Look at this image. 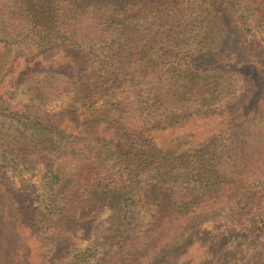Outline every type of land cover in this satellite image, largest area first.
Returning a JSON list of instances; mask_svg holds the SVG:
<instances>
[{
	"label": "trees",
	"instance_id": "trees-1",
	"mask_svg": "<svg viewBox=\"0 0 264 264\" xmlns=\"http://www.w3.org/2000/svg\"><path fill=\"white\" fill-rule=\"evenodd\" d=\"M6 80L0 203L18 200L7 170L28 148L62 153L90 181L61 197L56 170L52 194L34 203L45 215L24 205L5 231L0 220V264L26 250L20 222L55 250L95 207L110 217L61 264H150L196 242L205 264H264V119L250 117L264 108V0H0L1 89ZM64 97L69 106L48 110ZM198 111L228 112L230 123L157 141ZM210 220L226 224L217 237L180 243Z\"/></svg>",
	"mask_w": 264,
	"mask_h": 264
},
{
	"label": "rangeland",
	"instance_id": "rangeland-1",
	"mask_svg": "<svg viewBox=\"0 0 264 264\" xmlns=\"http://www.w3.org/2000/svg\"><path fill=\"white\" fill-rule=\"evenodd\" d=\"M7 84L8 80L5 81L3 88H0V92H4L6 90ZM16 96V98L15 96L12 97L14 101H18V99L21 98L19 93H17ZM70 104L71 97H64L59 99L57 103L53 104L48 110L59 111L60 109H65V107L69 106ZM261 107H264V105ZM256 113H258V115ZM195 116H197V118L187 121L183 127H177L166 132L157 133V141L163 145H169L178 136L187 135L188 133H192L194 139L205 136L208 137L212 134L211 131L215 130L218 126H221V124L230 123V120L224 122V120H227L229 117L228 112L219 114L218 112L212 111H198ZM250 117L253 121L264 119V108L259 109L258 112H251ZM257 128V126H253L251 132H256ZM18 156L22 160L20 161L22 163V167H20L17 171L16 169L14 170V168H9L7 170V176L12 183L10 184L14 186L16 192H18V195L16 196L18 200L14 202L10 201L13 203H0V220H3L5 224L2 227L0 225L2 229L1 231H5L7 224L17 217V215H15L16 211L21 206L26 205L27 207H32H30L31 211H29V209H25L27 213L37 211L38 214H41L42 211H38L35 205H41L43 201H47V195L52 194V190L54 189H52L48 183L50 182V177H52V174H55L56 170H59L62 176V183L59 186L61 189V193L59 195L61 197H65L68 194L71 195L72 192L74 193L76 190H78L77 188L85 187L90 181L88 176L76 171L73 164L69 162V160L65 158L62 153H50V150L35 152L34 150L31 151L28 148L27 150L19 153ZM23 159H25V161H23ZM94 209L96 210L94 213H86L88 218L94 222H90L88 227H82L75 237H68L65 240H60L55 250L51 248L52 239L48 245L44 246L39 241H37L35 236H32L31 231L28 228L21 227L23 222L19 223V221H16L15 223H19L20 242L22 245H25L26 249L24 250L23 248H18V251L20 252L18 257L23 255L21 253H30L32 259L30 264H61L72 260L76 253L85 251L94 241V224L102 223V221L106 220L111 215V212L108 208L95 207ZM150 213L151 212L145 213L146 216H144L138 224L139 228L146 229V227L150 225ZM82 215H84V213ZM79 219L82 220V218H80V214L76 216V220ZM224 225L226 226V224L218 222L216 223V221L212 220L205 221L202 226L195 228V230L192 232L190 231L184 233L180 239V243L183 242L184 244L196 236H199L204 240L214 239L219 233H221L222 230H224ZM43 239L46 240L47 236H44ZM171 249L168 250L169 254L172 256L171 259L166 258L165 255L155 254L153 258L152 250L151 257L153 260L150 261V264H205L211 261V258L208 257L209 249L206 248L205 244L203 243L201 244L196 242L190 248L183 251L175 252V249ZM10 253L11 252L7 254ZM15 255L16 254L12 255L15 260L9 264H15L14 262H18V264L22 263L19 262V258ZM1 264H4V262Z\"/></svg>",
	"mask_w": 264,
	"mask_h": 264
}]
</instances>
